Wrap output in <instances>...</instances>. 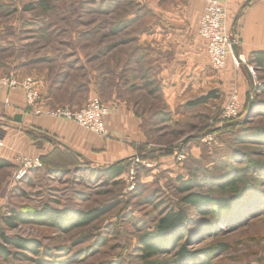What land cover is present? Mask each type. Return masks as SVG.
Returning a JSON list of instances; mask_svg holds the SVG:
<instances>
[{
	"label": "rangeland",
	"instance_id": "374dc122",
	"mask_svg": "<svg viewBox=\"0 0 264 264\" xmlns=\"http://www.w3.org/2000/svg\"><path fill=\"white\" fill-rule=\"evenodd\" d=\"M145 3L146 0H0V76L10 72L84 71L82 62L87 71H143L144 65L135 58L131 43L139 32L136 22L144 17ZM100 45H114L111 51L117 52L102 58ZM139 56L143 55L138 53ZM263 73L256 70V89L261 86ZM140 96L137 99L145 101L138 109L150 114L146 127L154 148L181 146L185 159L168 168H140L132 190H128L127 173L113 182L104 172L84 167L52 173L32 169L22 178H18L19 165L1 169L0 233L38 240L47 254L31 259L0 258V264H264V196L253 195L247 196L252 201L249 207L215 219L211 215L200 217L194 209L185 208L195 222L188 224L179 246L166 254L144 257L140 237L155 232L160 211L182 209L177 195L179 177H193L203 184L226 179L232 166L241 169L250 162L264 166V144L241 140L243 131L254 134L264 129V113L252 108L248 114L243 109L231 122L243 124L239 130L224 132L227 123H220L219 102L169 112L156 96L144 99V92ZM256 96L263 97L262 93ZM168 112V120L162 121ZM218 128L223 131L217 132ZM187 142L197 146V154L187 148ZM244 174L249 179L256 176L253 172ZM202 186L200 191L207 192V186ZM260 187L264 195V178ZM45 204L60 210L86 213L101 209L107 213L75 229L36 223L9 229L3 224L13 210L35 211ZM180 247L197 257L181 263L177 253Z\"/></svg>",
	"mask_w": 264,
	"mask_h": 264
},
{
	"label": "crops",
	"instance_id": "0c3cea01",
	"mask_svg": "<svg viewBox=\"0 0 264 264\" xmlns=\"http://www.w3.org/2000/svg\"><path fill=\"white\" fill-rule=\"evenodd\" d=\"M142 6L144 17L136 22L139 32L131 49L144 65L143 71H87V65L82 62L84 71L10 72L0 76L4 78L13 73L20 79L32 78L41 97L32 107L23 89L0 86V141L3 144L0 161L11 166L19 165L20 158L56 163L60 158L54 155L57 151L69 160L73 156L80 167L105 170L136 154H145L142 148H155L146 127L150 114L146 109H138L145 101L137 99L143 92L144 99L156 96L169 112L176 108L194 110L198 106L192 103L213 91L218 92L219 98L199 106H209L215 101L222 108L230 94L237 91L245 107L253 87L246 65L237 66L228 57L223 70L216 72L210 66L207 42L198 34L205 9L203 0H160V4L158 0H146ZM225 6L230 32L238 40L236 55L248 62L253 53H264V0H229ZM113 46L100 45L101 57L117 52L111 51ZM138 53L143 56L138 57ZM257 71L264 72V69ZM259 83H264V73ZM151 85L157 89L155 95L149 94ZM262 96L260 100H264ZM95 97L109 107L105 119L107 137L73 121L36 115V110L79 109ZM169 112L164 115L169 116ZM192 142L187 143V148L197 154L194 153L198 152L197 146ZM156 161L165 168L181 163L174 155H164Z\"/></svg>",
	"mask_w": 264,
	"mask_h": 264
},
{
	"label": "trees",
	"instance_id": "16d2710c",
	"mask_svg": "<svg viewBox=\"0 0 264 264\" xmlns=\"http://www.w3.org/2000/svg\"><path fill=\"white\" fill-rule=\"evenodd\" d=\"M247 63L249 65H253L256 70L264 69V53H253ZM156 90L157 89H154L151 85L149 94L155 95ZM256 91L257 93L264 94V83L261 84L259 88L255 89V92ZM256 94L253 99L249 98L247 100L243 109L248 110L250 102L253 101L252 108L259 109L262 111L261 113H264V100H260L259 96H256ZM217 98H219L218 92L213 91L207 96H203L194 101L192 106L204 105L209 100ZM161 120L166 122L168 118L164 115ZM242 125L243 124L227 123L224 128V132H236L239 130V126ZM216 131L222 132L223 129L218 128ZM243 133L245 135L241 138L242 141L264 144V129L260 131L257 130L254 134L246 133L244 131ZM180 149L181 146L165 150H156L153 148L144 150L142 148L141 152H145L143 159L158 160L164 155H174L177 157L181 153ZM54 155L56 158L60 157L56 163L48 164L46 159H41L43 162L42 169L52 173L80 168V165L76 163L73 156H71V160H69L68 157H65L57 151ZM132 163L133 157L120 161L107 169L100 171L104 172V175L108 179L116 182L117 179L128 172ZM9 167H11V165L8 162L0 161V170ZM84 168L97 170L90 167ZM263 168L264 166H258V164L253 162H250L248 166L241 169H235V167L232 166L231 170L226 173V179L221 180L223 179L221 178L218 182L212 180V182L203 184L197 183L193 177L187 180H184L183 177H179L177 179L179 183V186L177 187V195L180 197V207L182 209L176 210L167 208L160 211L155 232H148L140 237V249L142 250L144 257L146 259H150L166 254L170 250L176 249L179 246L183 240V236L188 232V224L191 225V223L195 222L187 216L185 208L189 207L194 209L200 217H210L211 215L212 219H215L217 217H221L222 215L235 214L238 211L236 209L243 207L247 208L249 205H252V201H249V198H247L248 195L263 197L264 195L261 191L262 189H260L264 178V173H262ZM248 169H251V171H248ZM246 172H248V174L253 172L256 175L253 176L255 178L252 177L249 179L250 177L248 178L243 176ZM251 180H253V182ZM202 185L207 186V192L200 191L203 188ZM252 185L255 187V190L251 189ZM106 213V210L101 209L92 210L86 213L68 209L60 210L49 204H45L40 210L35 211L13 210L9 217L4 218L3 224H5V226L9 229H16L20 225L35 223L49 225L61 230L66 229V227H68V229H75L92 224L103 217ZM177 253L181 263L188 262L192 259V257H197L189 252L185 247H180ZM46 254L47 252H45L42 244L38 240L21 237L12 238L7 236L3 231L0 233V258L4 260H8L10 258L31 259L33 256L39 257Z\"/></svg>",
	"mask_w": 264,
	"mask_h": 264
},
{
	"label": "built area",
	"instance_id": "2783aa9c",
	"mask_svg": "<svg viewBox=\"0 0 264 264\" xmlns=\"http://www.w3.org/2000/svg\"><path fill=\"white\" fill-rule=\"evenodd\" d=\"M229 0H203L205 4L204 13L200 19L198 34L207 42V54L211 68L219 72L226 67L228 57H232L233 62L239 66L241 63L248 68L249 76L252 80L253 87L250 96L254 98V92L257 87L256 69L253 65L247 64L246 60L235 57L234 46L238 47V40L230 32L228 23V14L225 3ZM0 86L8 87V89L21 88L25 91L27 103L34 107L40 100V92L35 81L26 77L17 78L13 73L4 78H0ZM243 103L237 91H233L227 101L221 108L219 116L220 123L234 122L243 111ZM45 114L47 116L73 121L81 127L102 137H107L108 132L105 126V119L109 115L108 105L99 97H95L89 101L84 107L79 109L69 107H59L51 111L36 110V115ZM212 141L211 138L207 139ZM204 139V142L207 141ZM3 146L0 141V148ZM145 154H136L133 157V163L127 172L128 190H132L136 185L138 169L141 167L152 170L158 166L156 160L143 159ZM185 155L180 153L177 161L182 162ZM18 178L25 176L32 169H42L43 162L40 158H20Z\"/></svg>",
	"mask_w": 264,
	"mask_h": 264
},
{
	"label": "water",
	"instance_id": "95a60500",
	"mask_svg": "<svg viewBox=\"0 0 264 264\" xmlns=\"http://www.w3.org/2000/svg\"><path fill=\"white\" fill-rule=\"evenodd\" d=\"M236 51H237V46L235 45V46H234L235 57H236V58H239V57L236 55V53H237ZM246 68H247V66H246ZM247 69H248V68H247ZM252 107H253V101L250 102L249 109H248V114L251 112Z\"/></svg>",
	"mask_w": 264,
	"mask_h": 264
},
{
	"label": "bare ground",
	"instance_id": "6f19581e",
	"mask_svg": "<svg viewBox=\"0 0 264 264\" xmlns=\"http://www.w3.org/2000/svg\"><path fill=\"white\" fill-rule=\"evenodd\" d=\"M248 203V202H247Z\"/></svg>",
	"mask_w": 264,
	"mask_h": 264
}]
</instances>
